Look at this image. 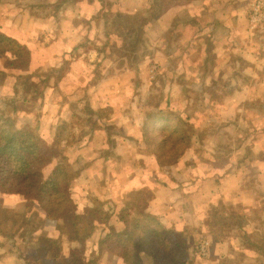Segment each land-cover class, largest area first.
<instances>
[{
    "label": "crops",
    "instance_id": "obj_1",
    "mask_svg": "<svg viewBox=\"0 0 264 264\" xmlns=\"http://www.w3.org/2000/svg\"><path fill=\"white\" fill-rule=\"evenodd\" d=\"M3 1L0 0V31H5L18 39L22 38L23 43L27 44L29 68H43L48 72V76L50 73H55V75L61 73L62 75L58 83H53L51 78H48L47 86L42 88L45 91V97L40 100V105H37L42 110L40 115L42 114L43 128L47 131L50 129L56 131V127L58 131L68 129L71 121L74 120V117L70 115L73 112L77 114L81 121L74 120L80 132L76 135L78 141L73 145L77 152L76 157H79L78 151L84 150L85 146L86 151L83 154L89 156L90 160L85 163L83 160L80 165L84 166L83 169L97 166L94 170L97 169L99 172L105 171V163L100 162V157L104 155H111L115 158L124 155L137 156L140 158L139 172L145 171L146 165L143 163L145 157L149 155L156 157L153 150L152 153L149 151L146 125L148 115L153 112V109L158 110L159 105L158 99L152 103L150 93H153V96L159 94L162 98H169L173 106L179 107L181 101H173L170 92H181V90L186 92L190 87L186 82L193 81L190 76L193 74L197 76L198 71L203 70L205 65H208V61L214 59L212 53L216 52L215 47H221L222 43L226 44L229 37H233L235 44L238 45L242 42V38H235L236 32L242 34L243 40L249 42L247 52H245L247 55H243L244 50H238L230 61L228 59L218 69L221 74L230 75L237 81H241V75L247 76L245 74H248L250 77L249 85L247 83L232 84V96L236 93L232 100L234 110L223 108L218 118L214 119L215 123H218L221 128L224 126L230 132L228 134H231L228 138L230 142L224 140L222 142L229 148V151L224 153L225 162L212 165L207 162L195 163V160L191 162V158H195L194 155L213 161L212 156L215 154L214 148L210 147L209 143L204 144L205 147H197L195 143H191L180 161L176 162L177 164L160 162L161 167L158 174L163 175L166 172L171 177L174 173L170 170L173 169L182 176L183 173L185 175L186 170L191 168L192 175L185 180L181 188L176 187L174 185L176 183L173 182L170 187H176L177 190L172 188L168 194L165 189H169V185L158 186L149 199L148 208L151 207L154 210L157 216L154 222L157 226L172 228L174 231L186 228L189 258L192 260L189 264H264V261L258 263V254L252 247L243 246L238 237L228 236L230 231L222 234L219 233L217 226L208 228L203 222L206 213L211 208L226 214L225 210L227 211L228 205H239V212H243L249 219L254 218L253 223L264 222V146L260 147L259 151L254 148L252 151L249 144L242 145L244 137L242 134L246 121H238L240 109L247 107L250 111L252 107L249 104L254 102L252 98H243L242 93L245 88L248 86L249 90L250 88L254 90L256 86L263 87L260 92L264 94V19L252 16V14L258 15L264 12V0H174L168 5L160 4L157 0V12L162 11L157 19H154L156 8L151 9L154 0H147L146 3V0H140L139 6L138 3L136 6L132 4L133 8L136 7L141 13L142 11L153 13L150 18L144 19L149 27V33L143 32V27L139 29L140 34L142 33L145 38V41H140V44L150 46L151 51L148 52L149 55L144 52L139 53L137 58L140 64L136 66H133L131 62L135 59V54L125 49L124 39H122V53L117 57L107 48L108 42L100 41L95 33L99 32L98 26L100 25L104 26V31L109 30L108 32L112 33L110 21H116V16L122 15L121 11L125 13L126 8H130L123 0L114 3L116 9L113 5L107 6L101 16H99L100 8L94 7L93 4L90 6L87 0H71V2L44 0L46 3L47 1L54 2L51 5L54 7L52 9L48 5L51 11L48 10L49 12L44 17L35 16L30 12V5H35L41 0H13L11 3L6 2L7 0L4 3ZM84 2L85 5L87 3L86 6H82ZM55 3L62 4L59 7L54 6ZM60 8L64 10L61 15L57 12ZM127 10L131 11V9ZM166 13H168L167 16L163 17ZM84 14L91 21L85 20ZM24 16L32 23H24ZM20 17L23 18L22 22ZM117 22L124 29L123 36H120L123 38L126 32L124 20L118 19ZM88 23H92V26ZM237 29L239 31H236ZM88 46H91L93 51L91 55L85 50ZM172 57L175 62L173 68L171 60H168ZM222 58L224 55H221ZM2 59L4 56L0 52V61ZM243 60H246L248 65L245 64L246 66L241 68ZM57 62L62 65L59 71L55 70ZM64 62L67 64L64 65ZM144 64L147 68L146 73L142 69ZM64 69L67 70L64 72ZM0 70L4 71L2 72L4 76H0L3 81L0 82L2 83L0 84L1 92L2 88L9 87L6 96L10 100L13 99V103H20L24 96H21L19 90L16 89L19 85L18 79L14 80V76L19 74L18 69L0 63ZM256 74H261V76ZM170 75L171 79L168 77ZM146 79L150 83L146 82ZM138 80H142L141 84ZM239 90H242L241 94L237 95L236 91ZM137 96L139 100L134 99ZM56 97H59V101L55 100ZM236 98L237 101H235ZM31 101L30 98L27 99V103ZM187 103V100L182 101V104ZM82 107H86V110ZM134 109L141 110L142 114H144L143 110L147 109L144 114L145 118L137 116L139 112H135ZM89 115H91V123L95 126L92 124L84 126ZM251 123L248 136L264 140V117L253 116ZM104 125L116 132H111V136L107 138L106 135L102 139L105 129L101 130L100 127ZM201 138H204V133ZM234 138L239 141L233 143ZM102 141H105L107 145L103 146ZM120 144L124 146L123 152L117 153L115 150ZM96 158L98 162L94 164L93 161ZM243 158L248 159L251 175L248 174L249 169L241 162ZM155 160L157 161L156 158ZM112 166L114 165H111V168ZM155 170L157 171V165ZM208 170L215 177H211ZM215 172L216 175L213 174ZM80 178H78V183ZM125 179L123 181L116 178L114 181L111 180V207L116 203ZM151 180L153 182V179ZM142 181L140 179L139 186L145 185V183L141 184ZM137 184L136 180L129 181V190ZM127 219L131 220L132 217ZM123 225L122 221L111 218L112 232L120 230ZM223 228H226L224 224ZM5 247L3 243H0V252L4 249L7 252L8 249ZM109 251L111 252V264H137L135 258L131 261L115 254L112 247ZM144 263L142 260V264Z\"/></svg>",
    "mask_w": 264,
    "mask_h": 264
},
{
    "label": "trees",
    "instance_id": "obj_2",
    "mask_svg": "<svg viewBox=\"0 0 264 264\" xmlns=\"http://www.w3.org/2000/svg\"><path fill=\"white\" fill-rule=\"evenodd\" d=\"M173 0H164L166 5L171 4ZM54 2L41 0L35 5H30L31 13L35 16L44 17L49 12L48 5H53ZM58 3H55V6ZM60 7V6H59ZM157 0L152 3L151 9L157 8ZM122 15H117L124 20L125 25V49L133 51L140 41H145L143 34L139 32V28L135 26L136 14H130L129 11ZM116 16V17H117ZM109 31V30H108ZM105 30V33L109 36V33ZM118 42V41H117ZM116 41L111 42V53L117 57L121 55L122 49L118 47H112ZM117 44V43H116ZM27 44L23 43L22 38L18 39L12 35L7 34L5 31H0V52L3 53L4 59L0 61L5 66H18V64H28L29 52L27 51ZM204 52V51H203ZM132 56V55H131ZM122 60V59H120ZM204 62V60H203ZM57 62L56 71H59L62 65ZM67 62H64V65ZM21 65V64H20ZM28 67V65H27ZM19 74L14 76V80L19 81L17 91L19 90L22 97L20 103H13V99H9L8 96H0V193H16L26 197V210L25 212H19L16 214L11 208H3L4 220L0 223L8 222L11 227L0 229L2 235H11L8 232L13 225L18 223H24L27 220L28 214H36L40 216L42 221L54 224L56 233L52 236L54 240H60L62 234L67 233V239L77 241L76 244L84 246L87 235L80 236L78 239H71V236H77L82 232V229L78 226L80 222L85 219V226H90L92 219L90 216H85V212L88 209L90 212H99L101 204L106 199H102L105 195V191L102 190V185L94 187V183L88 181L93 188H100L95 190H87L84 183H78V178L83 180L88 175H76L74 176L70 170H72V161L69 157L70 152L74 149L75 140L66 138L60 135L61 130L56 131L50 129L47 131L43 128V120L39 107L40 100L45 97L44 90L47 86V81L51 78L53 83L59 82L60 75L48 76V72L45 69L37 67L31 68L29 72L19 70ZM0 70V76H4ZM214 74L211 76L210 81L205 79L210 75L199 73L200 83L197 85L194 81L186 82L190 85L186 92L188 93L186 100L188 103L183 107H175L170 103L169 98L165 99L159 96V94L150 93L151 99H158V110L153 109V112L147 117L146 133H148V141L152 145L153 152L157 159L161 162L165 161L166 164L178 163L183 154L187 152L191 143H195L200 146V139L202 133L200 128L202 125L209 122H214L215 118H218L223 109L219 111H213L205 115L200 122L197 123V132L192 130V122H188L196 116L191 114L197 106L202 107V112L208 110L210 106L218 104L217 100H213L212 96L219 91L220 99H224L225 96H229L233 92L232 82L229 83V79L223 80L222 77ZM62 76V75H61ZM24 77L23 80H19ZM49 78V79H48ZM2 79V78H1ZM0 79V80H1ZM232 81V80H231ZM0 82H3L2 80ZM2 84V83H0ZM231 84V87L229 86ZM41 86V89L39 87ZM43 86V87H42ZM201 89V90H199ZM30 98L31 103H27V99ZM261 98L254 100L251 105L250 114L255 115L256 101H260ZM213 100V101H212ZM39 104V105H37ZM196 104V106L194 105ZM192 105L191 113H185L186 108ZM27 116L31 117L28 118ZM70 129V128H69ZM259 130V129H257ZM261 132V131H259ZM56 133V134H55ZM56 140L55 150L51 149V143L49 141ZM57 142H59L57 144ZM156 143V145H154ZM222 145V152L217 145H211L214 148L213 161H208L206 158L194 155L191 161L195 160V163H209L219 164L225 162L223 154L229 151V148L225 144ZM66 148V149H65ZM161 153H160V151ZM248 152V151H247ZM76 154V153H75ZM246 158H243L241 162L249 169L251 175L250 166L247 163ZM240 161V160H238ZM230 162V161H229ZM176 163V164H177ZM187 165V164H186ZM65 166V167H64ZM68 166V170H66ZM213 168V166L211 167ZM210 168V169H211ZM209 169V170H210ZM183 171V169L181 168ZM179 170V171H181ZM190 172L192 171L189 168ZM208 170V171H209ZM214 170V168H213ZM74 171V170H73ZM211 177H215L209 171ZM216 175V172L213 173ZM164 175L155 177L152 182V187L157 189L162 184L168 186L169 189H165L167 193H170V184L163 181ZM83 176V177H82ZM80 178V179H81ZM161 178V180H160ZM157 179V180H156ZM140 180V179H138ZM160 185H156V184ZM145 186V185H144ZM137 184L133 189L127 190L128 205L125 208L118 207L121 202H127V198H123V195L117 197V201L113 207L109 210L103 211V217L96 216V220L102 221L103 225H109L108 220L114 218L117 221L124 223L123 227L114 231H111V245L109 250L113 248L117 249L118 255L131 260L136 259L137 264H189L192 260L189 258V241L186 228L180 231H174L172 228H163L157 226L154 222L155 216L154 210L148 208L149 198L153 192L152 190H144ZM176 189V187H173ZM170 190V191H169ZM107 194V193H106ZM150 194V195H149ZM81 195V196H80ZM264 196V195H263ZM83 199L82 207H78L77 201ZM36 205V207H34ZM36 208V209H35ZM225 210V206L223 207ZM227 211L215 210L211 208L203 219V222L208 228L217 226L220 230L219 233L230 231L228 236L238 237L240 242L245 247H252L257 252L259 260L258 263H262L264 260V222L258 221L253 223L254 218L249 219L243 212H239V205H228ZM35 209V210H34ZM129 211L132 219L128 220L127 213ZM6 211V212H5ZM221 212V213H220ZM223 213V214H222ZM15 215H18L15 217ZM93 217V215H92ZM252 217V216H251ZM138 218V219H135ZM102 219V220H101ZM108 223V224H107ZM226 228H223V224ZM220 224V225H219ZM248 225V227H246ZM83 227V230L86 227ZM96 228L95 225H93ZM157 226V227H155ZM214 226V227H215ZM224 229V231H223ZM228 229V230H227ZM218 230V231H219ZM95 232V231H94ZM8 233V234H7ZM64 243L61 240V244ZM75 244V245H76ZM63 245V244H62ZM78 245L76 247H78ZM46 248L45 246L41 249ZM49 249L40 251V255L37 258L45 256ZM34 252V249H33ZM130 252V253H128ZM34 253H32L33 255ZM62 254V253H61ZM37 259V260H38ZM55 260H61L57 253L54 256ZM52 259L50 264H62ZM40 260V259H39ZM69 264H91V261H85L84 257L80 254L73 252L69 253ZM40 262L38 264H42ZM65 262H63L64 264ZM26 264H36L35 262H26ZM47 264V263H45Z\"/></svg>",
    "mask_w": 264,
    "mask_h": 264
},
{
    "label": "rangeland",
    "instance_id": "obj_3",
    "mask_svg": "<svg viewBox=\"0 0 264 264\" xmlns=\"http://www.w3.org/2000/svg\"><path fill=\"white\" fill-rule=\"evenodd\" d=\"M12 1L13 0H7L6 2L11 3ZM55 1H58V0H55ZM59 1L71 2V0H59ZM87 1H89L88 3H90V6L93 4L94 7L98 6L100 8L99 16H101L102 11L104 10V12H105L107 6L113 5L114 8L116 9V5H114V3H117L118 0H87ZM123 1H124V3H127L130 6V8H126V11H129L127 9H131V11H129L128 13L136 14V15H134L136 18L134 21L135 26H137L139 29L141 27H143L142 31L148 32L149 27H148V25L145 24L144 21L148 17L150 18V16L153 15V13L149 14L146 11H142L143 13H141V11L139 9H137L136 7H135L136 9L133 8V5L136 6V3H138L137 5L139 6V4L141 3V2H139L140 0H126V1L123 0ZM159 1H160V4H164L163 3L164 0H159ZM4 2H5V0L3 1V3ZM146 2H147V0L145 1V3ZM86 5H87V3H86ZM86 5H85V2L82 4V6H86ZM50 8L52 9L54 7L51 6ZM177 9H179V8H177ZM49 11H51V10H49ZM62 11H64V10H62L61 8L59 10H57V12H59L60 15H61ZM149 11H150V9L148 10V12ZM157 11H158V8L154 9V12H155L154 13V15H155L154 19H157V18H159V16H161L159 14H161L162 11H159V12H157ZM167 14L168 13H166L163 17L167 16ZM52 16H53V14H52ZM84 16H85L84 17L85 20L91 21V19L88 16H86L85 14H84ZM252 16L255 18L260 17L261 19H264V12H262L258 15L252 14ZM110 19H111V16H110ZM116 19L118 20L121 18L119 16H117ZM117 20L113 21V22L110 21V23H109L110 30L112 31L110 36L105 35L103 25L98 26L99 32H95V33L97 36H99L100 41L106 40L108 42V45H106L107 48L110 49L111 48V42L113 40H115L117 44L116 43L113 44L112 47H118V48L123 50V44H125V41L122 44V39L125 38V36L123 38H121L120 36H123L124 29L121 27L119 22H117ZM20 21L21 22L23 21L22 17H20ZM27 22H28V24L32 23L30 20H28V18H25V16H24V23H27ZM66 24H68V23L66 22ZM88 24L92 26V23H88ZM152 31H151V33H155ZM234 31H235V29H234ZM236 31H239V30L237 29ZM236 35L237 36L235 38H237V37L242 38L241 39L242 42L240 44H238V45L235 44L233 37L232 38L229 37V40L226 44L222 43L221 47L220 46L215 47L216 52L212 53V54H214V59H212V61L209 60L208 65H205L203 70L198 71L200 74L206 73L205 75H210L209 77H207L205 79L207 82H209L211 76L214 75V74H210L209 72H214V73H216V75L222 77L223 80L229 79V83L232 82V84L234 83L235 85H239L241 83H243V84L247 83L249 85L250 77L248 74H245L247 76L241 75V81H237L235 78H231L232 76H230V75H225V74H221L220 72H218L219 71L218 69L221 68L226 63V61L228 59L230 61V59L232 57H234V55L238 52V50H240V51L244 50L243 55L244 56L247 55V53H245V52H247L249 42L243 40V36L241 33L236 32ZM224 47L226 49H224ZM85 50L87 52H89L90 55L93 54V51L91 50V46L86 47ZM150 51H151L150 46L145 45V44L143 45V43L140 44V42H139L137 47L132 51V54H135V59H132V61H131L133 66L140 64V62L137 58L138 57L137 55L139 53L144 52L145 54L149 55L148 52H150ZM224 52L228 53V54H225ZM230 53H232V54H230ZM221 55L222 56L224 55V58L221 59ZM168 60L169 61L171 60L170 63H171V67L173 68L174 67L173 65L175 63L173 61V57L168 59ZM20 64H18V66H14V67L12 66V68H17V69L24 71V72L25 71L29 72V69H31V68H29V66L27 67L28 64H26V65L22 64V63H20ZM245 64L248 65L247 61L243 60L241 68L246 66ZM169 66H170V64H169ZM241 68H240V70H241ZM142 69H143L144 73L147 72V68L145 67V64L142 65ZM208 69H210V70H208ZM5 70H9V69H5ZM66 70L67 69H64V72ZM191 70H193V69H191ZM53 75H55V73H50V76H53ZM58 75H60V77H62L61 73H58ZM257 76H261V74H258ZM168 77H170V79L172 78L171 75ZM191 77H192L193 81L195 83H197V85H199V83L201 82L199 74H197V76H195L193 74L190 76V78ZM23 79H24V77H22L19 80L21 81ZM239 79H240V77H239ZM256 79H259V78H256ZM162 80H163V77H162ZM138 81L141 84L142 80H138ZM52 82H53V80H52ZM146 82H149V81L146 79ZM229 86L231 87V84H229ZM8 88L9 87L2 88L3 91L1 92V90H0V96L8 95V92H9ZM39 89H41V86L39 87ZM199 90H201V89H199ZM262 90H263V87H259V86H256V88L254 90H252L251 88L249 90V88L247 86V88H245V91L242 93L244 95V97H243L244 99H251L252 98L253 100H256L257 98H261L260 101H256L257 103L255 104L256 110H255L254 116L259 115L261 117H264V94H263V92H260ZM241 91L242 90L236 91L237 95L241 94ZM187 95H188V93L185 91H182V90H181V92L180 91L179 92L174 91L173 93L170 92V96H171L173 101H178V100L181 101V104L179 105V107H183L184 105H186V104H182V101L186 100ZM234 95H236V93ZM219 96H221V94H219V91H217L212 96V98H213V100L219 101V102H217L218 104H216L215 106H210L209 109L204 110V112H202L201 106L195 107L191 116L195 115L196 117L193 118L192 120L188 121V122H192V124L190 125L192 130L197 132V130H198L197 123L200 122V119H203L205 117V115L212 113L213 111H219L220 109H223V108H228L230 110H234V104L232 102V100L234 98L232 96V93L229 96H225L223 100L220 99ZM138 98L139 97L137 96L134 99L136 100ZM55 100L59 101V97H56ZM150 100H152V103H154L156 101V99H151V98H150ZM235 101H237V98L235 99ZM230 103L232 104V106ZM194 105L196 106V104H194ZM43 108H45V106ZM85 108L86 107H82V109L86 110ZM146 110L147 109L143 110L144 114H145ZM134 111L139 112V114L138 113L136 114L137 116H140L143 119L145 118V115L142 114V112H140L141 110H139V109L135 110L134 109ZM185 111H186L185 113H187V114H188V112L191 113L192 105H189ZM146 114H147V112H146ZM239 115H240V117H238V121H241V122L246 121V123L244 125L245 128L243 129L244 132L242 134V135H244L242 145L246 146V144H249L252 147V151H254L253 148L256 151H259L260 147L264 146V140L259 139V138H252V136H248V133L250 132V126H252L251 118L253 117L249 112V108L245 107L244 109L243 108L240 109ZM71 116L74 117V120H78L79 122L81 121V118L77 114H75L74 112L72 113V115H70V117ZM105 116H107L106 113H105ZM59 119L62 120L61 118H59ZM74 120L71 121L70 129L66 128V129L61 130V132H60L61 136H64V137L70 138V139H76V135L80 134V132H79L77 125H75ZM247 120H249V121H247ZM91 124H92L91 123V115H89L87 117V121H86L84 126H90ZM109 124H111V122ZM109 124H107V125L111 126ZM107 125H104V127H100V128H102L101 130L105 129V132L103 131V138L102 139H104L106 137V135H107V138L109 136H111V132H113V133L116 132L115 130L111 131V129L106 128ZM93 126H95V125H93ZM200 129L204 132V138L200 139V142L202 144L200 143L199 147H205L204 144L208 145V143L211 145L214 144V145H217V147L222 152V145H220V144H225V143H222L223 140L230 142V140L228 139L229 135H231V134H228L230 132L227 131L226 128H224V126H222V128H221L220 125H218V123L209 122L207 124L202 125ZM113 135H115V134H113ZM76 141H78V140L76 139L75 142ZM238 141H236L235 138L233 139V143H237ZM49 142L51 143L50 148L55 150L54 145L56 143V140H54V141L50 140ZM58 143L59 142H57V144ZM147 143H148L149 148H150L149 151H150V153H152L153 148L150 144V141H147ZM102 145L105 146V145H107V143L105 141H102ZM154 145H156V143ZM123 147H124L123 144L122 145L120 144L116 147L115 151L117 153H121ZM142 149H143V147H142ZM109 150L111 151V148ZM84 151H86L85 146H84V150L82 149V150L78 151L79 157H76L75 153H77V152L75 151V148L72 150V152H70L69 157L72 161H74L71 165L72 170H70V172H72V174L74 176H76V175H88V176H90L89 180L87 178H85L86 180H83L81 178L79 180V183H81L83 181L85 188L87 190L92 189V190H95V192H97V190H99L100 188H93V187H91V184L87 183L86 181L93 182L94 187L102 185V190L105 191L104 192L105 195L102 199H106L103 202V204H101V209L99 212H90L88 209L86 210L85 216H90L91 218H93L90 226H87V227L85 226L86 224H85V219H84V221L80 222L78 225L82 229V232L77 236H71V239H74V238L78 239V237L87 235V233H88V236L86 237V240L84 242V246L81 248V246L76 244L77 241L74 242L72 240L67 239V233L66 232H65V234H62V237L60 238V240H54L52 238L54 233H56L54 224H50L49 222H47V220L46 221L40 220L39 219L40 216L38 215V213L32 214V215H30V213H29L28 214L29 218H27V220H25L24 223L20 222L17 225H13L12 228L10 230H8V232H10V233L13 232L11 235H9L8 233H7L8 235H2V231L0 230V243H3L4 246H6L5 248L9 250V251L7 250V252H5V249H4V250H2V252H0V264H26L27 261L30 263L35 262L36 264H38L40 262H44L42 264H45V263L50 264L52 259H54V256L56 253L61 260L57 261L54 259L55 261L60 262V263L62 262V264H63V262H65L64 264H69L68 257H69V253H71V252H73L75 254L82 255L84 257L85 261H91V264H111V252L109 251V246L111 245V231H112L111 230L112 229L111 218H110V220H108L109 225H107V226L103 225L102 221H98V220L94 219V218H96V216L102 218L103 217L102 216L103 211L109 210L111 208V180L114 181L115 178L120 179V180L122 179V181L125 178L128 179V180L125 179V181L123 182V189H121V191H120L121 194L120 193L118 194V197L120 195H123V198H127L126 199L127 202H124V203L121 202L120 206H118L121 208H125L126 205H128V194L126 193V191L129 190V186H128L129 181L133 182L136 180L138 182V184H140V180H138V179H142L143 181L141 182V184L144 185V183H145V186L141 187L142 189L149 190V191L153 189L152 194L151 195L149 194L150 198H151L154 194V191H155V189L152 187V180L151 179H154L155 177H157V175L160 176L158 174V173H160L159 171H160V167H161L159 164H161V163L166 164V162L165 161L161 162L160 159H157L155 157L157 159V161H156L154 157L149 155V156L145 157V159L143 161V163L146 165V167H145L146 170L139 172L141 166L139 165V159L140 158L137 156L124 155L122 157L115 158V157H111V155L110 156L104 155V156L100 157V162L105 163L104 164L105 171L99 172V171H97V169L94 170L97 166H95V168L83 169L84 166L80 165V163L81 164L83 163V160H84V163L86 161L89 162V160H90L89 156H86L83 154ZM146 151H148L147 148H146ZM240 151L243 152V150H240ZM221 154H223L224 159H225L226 158L225 154L224 153H221ZM237 155H240V154H237ZM233 157H234V155H233ZM93 162H94V164L95 163L97 164L98 159L97 158L94 159ZM191 162H193V161H191ZM111 165H114V166H112V168H111ZM156 165H157V171L155 170ZM67 167L68 166H66V170H68ZM170 171H172L174 174L171 177H169L168 174L166 173L167 175H165L164 178L162 177V179H163V181L169 183L170 185L173 182H175L177 185L176 184H174V185L178 188H181L182 185L184 184L185 180L187 178H189V176L192 175V172H190L189 169L186 170L185 175L183 173L182 176H180L178 173H176L173 169H171ZM163 175H164V173H163ZM160 180H161V178H160ZM133 184H131V185H133ZM172 188L170 187V190ZM26 199H27L26 197L21 196V195H17L14 192L13 193H0V217H1V220H4L3 218L5 217L4 216L5 213L3 211V208L4 209L5 208H11L12 211L16 214H19V212H22V211L25 212L26 210H28V208L26 209ZM83 203H85V201H83V199L78 200L77 201L78 207L81 208ZM34 207H36V205H34ZM128 212L129 211L126 212L124 209V213H127L128 217H130V219H131V215ZM178 213H180V212H178ZM92 215H93V217H92ZM16 216H18V215H15V217ZM93 225H95L96 228H94ZM84 226L86 227L85 230H83ZM9 227H11V225L7 221L4 223H0V229L9 228ZM116 227L119 228V226H116ZM61 240L64 241V243H62L63 245L61 244ZM77 243H79V242H77ZM77 245H78V247H76ZM44 246L46 248L41 249ZM32 249H34V252ZM45 249H49V250H48V252L45 253L46 255L45 256L42 255V257H40L39 258L40 260H39L37 258V255H40V251L45 250ZM113 252L115 254L118 253L117 249H115V248H113ZM32 253H34V254L32 255Z\"/></svg>",
    "mask_w": 264,
    "mask_h": 264
}]
</instances>
